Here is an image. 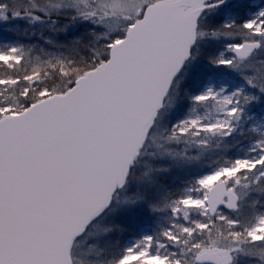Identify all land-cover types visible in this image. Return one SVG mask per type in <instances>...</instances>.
Masks as SVG:
<instances>
[{"label":"snow or ice","instance_id":"1","mask_svg":"<svg viewBox=\"0 0 264 264\" xmlns=\"http://www.w3.org/2000/svg\"><path fill=\"white\" fill-rule=\"evenodd\" d=\"M0 264H264V0H0Z\"/></svg>","mask_w":264,"mask_h":264}]
</instances>
